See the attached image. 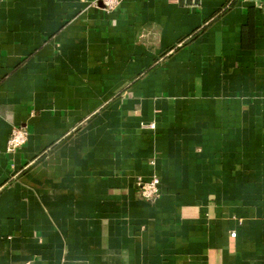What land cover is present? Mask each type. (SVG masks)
<instances>
[{"label":"crops","instance_id":"obj_1","mask_svg":"<svg viewBox=\"0 0 264 264\" xmlns=\"http://www.w3.org/2000/svg\"><path fill=\"white\" fill-rule=\"evenodd\" d=\"M91 1L0 0V264H264V0Z\"/></svg>","mask_w":264,"mask_h":264},{"label":"built area","instance_id":"obj_2","mask_svg":"<svg viewBox=\"0 0 264 264\" xmlns=\"http://www.w3.org/2000/svg\"><path fill=\"white\" fill-rule=\"evenodd\" d=\"M121 0H92L91 4L98 9H101L105 13H111L118 7ZM151 130L155 129V125H149ZM29 137V132L25 127H15L11 130L9 138L6 143V150L9 153L16 151L17 149L23 147ZM159 178L157 176H152L148 181L138 180L136 186L139 191L140 197L146 202H154L158 199L160 195L159 190ZM231 237H235V234H230Z\"/></svg>","mask_w":264,"mask_h":264}]
</instances>
